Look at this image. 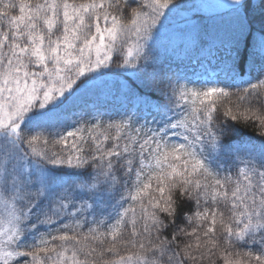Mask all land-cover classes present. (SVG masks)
<instances>
[{
	"label": "snow or ice",
	"instance_id": "1",
	"mask_svg": "<svg viewBox=\"0 0 264 264\" xmlns=\"http://www.w3.org/2000/svg\"><path fill=\"white\" fill-rule=\"evenodd\" d=\"M0 264H264V0H0Z\"/></svg>",
	"mask_w": 264,
	"mask_h": 264
},
{
	"label": "trees",
	"instance_id": "2",
	"mask_svg": "<svg viewBox=\"0 0 264 264\" xmlns=\"http://www.w3.org/2000/svg\"><path fill=\"white\" fill-rule=\"evenodd\" d=\"M170 65L172 71H180L182 73H185L189 76H192L194 73L202 72L203 69L200 67V65L197 63V59L194 54H185L182 50L177 49L175 52L169 51L166 54V64L165 67ZM122 69H119L114 64L112 67V73L109 77L110 80H121L123 79L122 76L119 75L120 72H122ZM74 118L70 115L68 124L66 127H72L73 126ZM242 131L248 135H254V132L251 128H242Z\"/></svg>",
	"mask_w": 264,
	"mask_h": 264
}]
</instances>
